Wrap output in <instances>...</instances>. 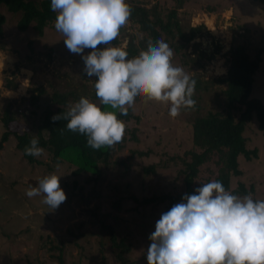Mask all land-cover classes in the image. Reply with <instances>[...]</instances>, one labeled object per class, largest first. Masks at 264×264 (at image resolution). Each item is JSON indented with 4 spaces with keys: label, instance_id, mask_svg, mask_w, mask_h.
Returning <instances> with one entry per match:
<instances>
[{
    "label": "rangeland",
    "instance_id": "obj_1",
    "mask_svg": "<svg viewBox=\"0 0 264 264\" xmlns=\"http://www.w3.org/2000/svg\"><path fill=\"white\" fill-rule=\"evenodd\" d=\"M126 1L140 5L150 18L166 20L172 17L182 29L194 28L192 38L178 52L165 42L174 53L171 63L181 67L190 78L199 75L202 85L207 80V88H195L192 97L196 101L195 107L182 108L175 118L169 115L171 102L139 96L133 105H125L138 114L139 119L131 116L124 120L122 146L112 154V158L124 160L127 165L109 163L102 178L98 179L102 188L107 189L104 192L108 196H94L98 186L92 179L93 174H73L74 164L54 163L50 151L45 148L39 158L44 164L53 165V171L49 172L42 164L28 162L17 149L15 136L11 134L0 148V202L4 207V211H0V264H59L58 254L64 264H120L109 250L100 255L99 248H108L111 242L103 224H110L118 236L132 241L134 249L128 264H148L146 249L139 248L142 247V236L146 235L145 229H150L151 235L162 213L182 202L179 199L171 204L170 198L160 200V195L185 193L182 157L193 144L189 119L208 110H221L224 106L223 90L227 81L217 79L227 74L226 51L233 44L244 43L250 56L264 47V25L260 28L256 22L260 17L254 14L257 10L264 13V8L252 0H183L182 5L175 0ZM248 4L254 9L249 10ZM171 10H174L173 16ZM0 11L5 16L0 37V58L5 59L0 65V136L5 128L2 116L6 106L11 118L9 128L21 131L28 127L30 131H36L53 90H75L98 105V99L91 98L95 76L89 78L84 73L81 55L66 48L65 37L55 29V20L48 23L40 35L32 22L24 30L17 28L19 10L9 11L2 4ZM156 27L160 29L158 25ZM145 34L139 23L128 19L120 29L118 42H111L109 46L122 48L131 44L137 49L134 58L147 50L143 47ZM163 36L164 32L160 40ZM176 38L175 30V36L169 39L178 43ZM90 51L85 49L84 54ZM199 51L203 54L198 58L199 62H195ZM211 78L216 80L211 82ZM7 80L12 82L13 88L5 85ZM40 87L45 88V92L36 104H31L30 96ZM250 95L259 97L264 103V60L254 73ZM252 122L248 145L258 146L261 155L251 160L239 156L238 166L243 173L233 177L231 188L236 186L239 177L247 185L253 184V191L248 194L252 199L264 201L263 137L257 131L256 122ZM132 131L138 140L130 137ZM139 149L147 150L146 155H140ZM149 162L158 164L155 173L143 171V166ZM209 167L213 168L212 162L200 166L199 176L194 178L195 189L213 181L216 169L210 172ZM51 174L60 177L61 188L67 197L55 210L42 202L44 194L31 198L26 195L30 187H38L39 181ZM112 184L117 188H111ZM147 194L158 198L144 203L131 197L141 198ZM118 197L119 206H115L113 201ZM132 221L136 225H131ZM70 227L72 231L68 232Z\"/></svg>",
    "mask_w": 264,
    "mask_h": 264
},
{
    "label": "clouds",
    "instance_id": "obj_2",
    "mask_svg": "<svg viewBox=\"0 0 264 264\" xmlns=\"http://www.w3.org/2000/svg\"><path fill=\"white\" fill-rule=\"evenodd\" d=\"M51 10L58 13L55 29L65 37L66 48L81 55L89 78L97 77L96 96L102 105L127 115L125 105H133L139 95L171 102L173 118L182 108L195 107L196 81L171 63L174 53L166 42L149 41L147 50L131 59L124 49L109 46L131 15L126 0H51ZM85 49L91 51L84 54ZM51 119L67 120V129L85 135L94 150L114 146L125 134V123L115 111H102L83 96ZM44 151L35 137L25 148V154L34 157ZM40 194L52 210L67 199L55 174L26 193L30 198ZM183 201L156 222L148 264H264V201L250 195L241 199L218 180L202 184Z\"/></svg>",
    "mask_w": 264,
    "mask_h": 264
},
{
    "label": "trees",
    "instance_id": "obj_3",
    "mask_svg": "<svg viewBox=\"0 0 264 264\" xmlns=\"http://www.w3.org/2000/svg\"><path fill=\"white\" fill-rule=\"evenodd\" d=\"M175 2L178 5H182L183 0H175ZM252 2H256L260 7L262 6V8H264V0H252ZM126 3H128L131 8V15L128 19L139 23L140 28L146 33L143 43L144 48H147L149 41L155 44L156 41L160 40L162 32H164L163 41H168L170 46L173 47L174 52H178L181 48L183 49L187 45L189 39L192 38L194 28H189L186 31L182 29L179 22L172 19V17L166 20H163L161 17L150 18L147 15V11L140 5L130 4L129 1H126ZM2 4L9 11H20L16 23L18 29L24 30L32 22L33 27L40 35L43 33V28L48 23L56 20L58 14L51 10V0H0V5ZM248 8L250 10L253 7L249 5ZM173 14L174 10H171L170 15L173 16ZM254 14L260 17L259 22L257 20L256 22L259 23L261 28V26L264 25V13L261 10H257ZM4 21L5 16L0 11V37L3 35ZM156 25H158L160 29H158ZM172 25H174L175 28H173ZM175 30L177 32L176 40H179L178 43L169 39V37L175 36ZM112 42L116 43L118 39L116 38ZM216 47H219L218 43H216ZM122 49L127 51L128 59H131L137 54L136 47H133L131 44L125 45ZM202 54L203 52L199 51L195 62H199L198 58H200ZM226 54L228 60L227 74L225 77H218L217 79L218 81H227V86L223 90L225 93L223 98L225 102L224 106L221 110H208L203 115H194L189 119L193 144L192 147L183 152L184 154L182 157V162L185 165L183 169L185 193H164L160 195V200L170 198V203L175 204L179 199H182V202H184V195L195 194L194 178L199 176L200 166L206 162H212L213 164V168H208L210 172L216 169L213 181L218 180L222 182L226 190L236 194L238 197L239 195L240 197L248 196L250 191H253V184L250 183L247 185L246 182H243L239 177L235 181L236 186L232 188L231 181L234 176L243 173L238 166L239 156L251 160L261 155L258 152V146L254 145L250 147L248 145V139L250 137L248 132L250 131V125L253 124L252 121L256 122L257 131L259 135L263 137L264 145V103L259 97L250 95L254 73L260 62L264 60V47L258 49L254 56H250L244 43H236L226 51ZM4 60L5 59L0 58V65L4 64ZM219 63L217 65H219ZM96 79L97 77H95L94 82H96ZM191 79L196 81L195 88H207V80H205L202 85L199 82V75L193 76ZM213 80L216 79L211 78L209 81L213 82ZM5 85L8 88H13V84L10 80H7ZM37 91V93L30 96L31 104H36L38 102L40 96L45 92V88L40 87ZM82 96L83 95L75 90H53L49 97L50 102L44 109L36 131H30L28 127L21 131L9 128L10 126L8 123L11 118L9 115V108L6 106L4 108V115L2 116V122L5 128L0 136V148L3 147V142L13 134L16 139L15 145L22 153L25 160L30 163L42 164L45 169L51 172V170L53 171V165L48 163L44 164L39 157L25 154V148L30 146L31 139L35 137L39 140L40 147L50 151L54 163L61 164L67 162L68 164H74L75 168L72 170L73 174L82 172L93 174L94 176L92 179L98 186L97 191L93 194L94 196H108L107 192H104L107 189L102 188L99 180L104 175L103 171L105 167L109 166V163L121 162L126 164L124 160L119 161V158H112L113 152L122 146V142H118L111 147L94 150L87 145V137L85 135L67 129V120L61 119L60 121L53 122L51 119L54 115L66 113L69 110L70 102L74 104L78 102ZM91 98L98 99V106L101 107L102 111H115L117 118L123 122L131 116L139 119L138 114L135 115L129 108L127 115H121L119 110H113L109 106L102 105L100 99L96 96V89H94L93 94H91ZM136 98H139V95ZM45 132L47 135H45ZM130 137L134 140H138V136L134 131L131 132ZM137 152L140 155H146L147 150L139 149ZM261 153L263 154L262 156H264V148ZM213 155H215V157H213ZM157 166L158 164L155 162H149L143 166V171L145 173H155L157 171ZM65 184L67 185V182ZM113 186L117 188L115 184H112L111 188ZM131 197L135 201H142L144 203L151 202L158 198L152 194L143 195L141 198L136 195H132ZM119 199V197L114 199L113 204L115 206H119ZM253 200L256 201L255 199ZM26 201H30V199ZM2 210L4 211V207L2 202H0V211ZM130 223L131 225H136L135 221ZM103 226L109 233L111 242L108 248H99V252H101L100 255H103L102 252L106 254L105 250H109L110 253L112 252V257H115L121 262L120 264H128L132 258L130 252L134 249L131 244L132 241L125 240V236H118L110 224H103ZM103 226H101V228H103ZM148 230L146 231L145 229L146 235L142 236V247H139L140 249L142 248L141 250L146 249L147 251L150 245ZM69 231H72L71 227L68 228V232ZM8 244L9 243H7L6 246ZM112 248L114 250H112ZM127 252L129 253L128 255ZM142 257L143 256H141V258ZM58 260L59 264H64L60 254H58Z\"/></svg>",
    "mask_w": 264,
    "mask_h": 264
}]
</instances>
